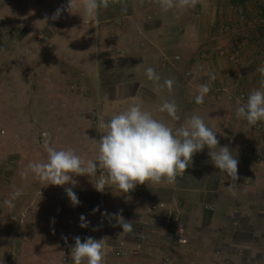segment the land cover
<instances>
[{
	"label": "crops",
	"instance_id": "obj_1",
	"mask_svg": "<svg viewBox=\"0 0 264 264\" xmlns=\"http://www.w3.org/2000/svg\"><path fill=\"white\" fill-rule=\"evenodd\" d=\"M68 2L0 0V93L5 95L0 117L8 113L15 120V125H5L6 132L20 133L15 144L32 132L79 133L88 127L91 141H86L85 135L75 141L67 134L66 143L57 147L70 148L85 160L94 159L97 147L93 139L101 135L98 117L108 121L138 99L146 110L173 127L193 114L201 116L217 132L219 146H228L237 158L239 179L230 190L232 182L214 166L205 147L173 185H137L129 193L112 186L101 193L93 186L98 175L74 176L75 186L52 185L54 191L38 180L37 197L41 193L43 201L37 205L39 215L34 210L31 214L33 232L51 235L56 225L52 221L58 220L62 238L67 237V243L64 239L49 241V247L64 254L62 262L55 264H74L69 248L74 246V237L79 236L82 242L89 236L106 237L105 221L111 224L104 264L108 258H117L112 249L122 244L131 256L117 258L121 264H181L180 259L183 264H264V122L249 125L236 117V109L264 80L258 71L264 67V58L253 59L259 57L264 43L257 31L253 38L239 27L263 17L259 9H264V0H198L194 8L167 12L156 0H109L108 8L100 9L94 19L84 15L82 0H72L71 12L67 11ZM58 8L64 9L60 17L51 19ZM181 19L188 25L183 26ZM222 50H235L238 58L229 60ZM148 67L164 76L161 84L166 78L175 79L171 94L166 89L159 94L154 91L153 82L145 75ZM208 73L215 75L214 81ZM32 81L36 86L27 94L22 86ZM206 83L211 90L203 104H197V89ZM7 87L15 88L12 96ZM164 100H175L180 121L156 111ZM55 135L51 139L57 142ZM35 157H27L26 165L39 161ZM67 187L77 195L78 206L60 204V212L54 213L55 207L42 205L57 192H63V202H69ZM104 194L107 200L103 204ZM206 205L211 212L205 210ZM121 210L125 220L133 222L131 233H122L115 218L102 215ZM68 212H75V219L72 214L66 217ZM81 215L87 228L80 227ZM171 215L179 217L185 243L173 238ZM34 241L39 248L35 256L31 246V261L36 264L43 258L48 240ZM20 243L23 249V239ZM43 259L48 264L45 256Z\"/></svg>",
	"mask_w": 264,
	"mask_h": 264
},
{
	"label": "clouds",
	"instance_id": "obj_2",
	"mask_svg": "<svg viewBox=\"0 0 264 264\" xmlns=\"http://www.w3.org/2000/svg\"><path fill=\"white\" fill-rule=\"evenodd\" d=\"M156 2L163 11L167 12L171 9L194 8L198 0H156ZM82 3L84 15L89 19L96 18L100 9H107L109 6V0H82ZM72 7L73 2L69 0L67 11L71 12ZM63 10L58 8L51 19H58ZM47 19L45 17V21ZM258 71L264 76V67H260ZM145 75L153 82L157 94L164 89L169 94L173 92L174 78H166L161 84V76L152 67L146 69ZM208 76L210 81L216 78L213 73H208ZM210 90V84H201L197 89L195 102L203 104L204 97ZM237 103L240 104L239 101ZM156 111L167 113L173 121L181 119L177 114L178 105L175 100H164L157 106ZM236 117L246 120L249 125L264 122V80L261 81L260 88L254 89L248 95L246 103L240 104L236 109ZM96 126L101 135L99 139H93L97 147L94 159L85 160L70 148L57 149L50 144L45 133L43 148L47 153L46 160L29 162L21 175L27 177L31 173L45 186L63 187L66 184L75 186L77 181L73 179L74 176L87 175L91 178L97 176L99 172L98 179L95 183L92 182L96 191L103 193L105 188L115 186L122 192L129 193L137 185L175 184L177 177L183 176L186 169L192 165L193 156L207 147L211 162L232 182L228 186L230 190L239 179L237 158L232 155L228 146H219L217 132L213 131L199 115L193 114L186 122L173 127L154 116L152 111L146 110L141 101L133 99L125 110L113 114L108 121L99 116ZM137 190L142 191L140 188ZM65 192L73 206L80 204L71 187L65 188ZM22 194V189H15L4 201V205L9 210L14 209V201ZM158 206L163 207L160 203ZM98 210V208L94 209L93 212ZM102 215L110 220L115 218L123 229L122 233L132 232L133 222L125 220L122 210L112 214L105 212ZM173 217L177 216L171 215L168 220L174 225L171 220ZM80 221V227H88L83 215ZM106 238L96 239L89 236L82 242L79 236L74 237V246L69 245L74 264H104ZM173 238L176 239L175 236ZM183 239L184 241L181 239L180 243L186 242L184 232ZM64 240L67 243V237H64Z\"/></svg>",
	"mask_w": 264,
	"mask_h": 264
},
{
	"label": "rangeland",
	"instance_id": "obj_3",
	"mask_svg": "<svg viewBox=\"0 0 264 264\" xmlns=\"http://www.w3.org/2000/svg\"><path fill=\"white\" fill-rule=\"evenodd\" d=\"M259 10H260V13L264 12V9L263 10L259 9ZM180 23L182 25L183 24L188 25L187 20L184 21L181 19ZM237 26H239V23H237ZM239 27L242 30L244 28L243 30L244 34L251 33L253 35L257 31L256 34L260 36V39H259L260 42L264 43V15L260 19L256 17L252 18L250 21H247L245 23L244 27H243V24H240ZM237 29L238 28L236 27L234 31L237 32ZM255 35H253V38H255ZM262 48H263V51L260 50V52H258L260 54L259 57L257 56L253 57L255 61L256 59L259 61L260 59L262 60L264 58V47ZM235 50L231 52L222 50L221 54L228 57L229 60H231L234 57L233 59L234 61L235 59L238 58L237 53H235ZM160 76L164 77L162 75ZM33 86H36V84L32 81L29 83L28 86L23 85L22 88H24L28 94L30 90H34ZM13 90L14 92L16 91L15 88L7 87V94L12 96ZM20 96L23 97V94L20 93ZM23 98H26V96H24ZM4 99H5V95L0 93V103ZM18 100L21 101L22 98L18 96ZM14 122L15 120L13 119V117H11V114L7 113L6 117H0V128L3 129V130H0V264H34L35 262L31 261V254H32L31 246L34 247L33 255L35 256L37 255V248H39L34 241L35 239L48 240L47 245H46L47 247L44 249V252L42 255L43 258L45 256V258L48 259L47 260L48 264H55L56 262L58 263V261L62 262V259L64 258V254L62 256L61 253H58V248H57V253H56L55 248L49 247L52 244L49 241H54L55 239H64L65 236L62 238L63 232H61V229H62V227L60 226L61 223L58 220L52 221V223L54 224L56 223V225H54L53 227L54 229L51 232V235H49L48 231L47 233H44V232L42 233L41 230H37L33 232V230L35 229L34 227L35 224L34 225L32 224L34 223L33 222L34 220L31 217V214L36 212V214L39 215V213H37L39 209L37 205L41 204L40 202H42L43 200L41 201L40 199L41 194L37 197V195L39 194L37 192H39L38 189L40 188L38 186V179L32 178L30 176V173L27 177H24L21 175V172L26 169L27 167L26 164L28 163L26 158L29 157L30 155L33 157H35L36 155L37 157L35 158L39 159V161L46 159L47 153L45 152L43 148V143L45 140V133L48 136L47 139L49 140L50 144L52 143L53 146H55L57 149L59 148L57 146H61L62 144L66 143L67 134H70L71 137L75 139V141L79 139H84L83 135H85L86 141H91L92 140L91 137L93 136L92 135L89 136L91 133L87 130L89 129L88 127H86L87 128L86 131L81 130L79 133L78 132L67 133V132H55V131L52 132L49 130H45V131H37V132L28 133V137L26 138L25 141L22 140L20 143L15 144V141H16L15 139L16 137L18 138L20 133L13 132V131L6 132L5 130V125H8V124L15 125L16 122L15 123ZM23 134L24 132L21 133V135ZM52 135H55V136L58 135L57 137L59 138V140L57 142L52 140L51 139ZM97 139H98V136H97ZM58 142H61V143H58ZM60 149H63V148H60ZM22 157H24V159ZM23 160L26 161L24 164L22 162ZM28 177L29 179L27 182L26 179ZM15 189H22L23 194L14 201L15 208L12 210H9L4 205V201L10 197L11 193H13ZM47 189H51V190L53 189L52 191L55 190L54 188H52V185L49 186ZM40 192L42 191L40 190ZM53 194L54 193H52V195ZM54 195H57V196L56 197L51 196V198L49 199L47 198V200H45V203L42 204V205H48V206L55 207L54 209L56 211L54 213L60 212L58 211V208H59L58 206H60V204L72 205L71 201L68 202L66 200L65 202H63L65 200V197H64L65 194L63 192H60V193L57 192ZM102 198H103V202L102 200L101 202L103 204L106 203V200H107L106 194H104ZM37 201L39 202L38 204L36 203ZM41 208H44V207H41ZM50 209L52 210V208ZM61 210L63 211L64 209L62 208ZM71 214H72V217L75 219V217L77 216L75 212L73 213L68 212L66 217H70ZM24 215H26V218H24ZM25 224H27V226L24 230L23 226ZM110 224H111L110 222L105 221L106 237H108L109 235L108 230L110 229ZM44 230L46 229L44 228ZM51 230L52 229L50 228V231ZM21 239H23L24 241L23 249L21 248V243H20ZM166 239H172V238L166 237ZM25 242H26V245H25ZM18 244L20 245L17 246ZM43 245H44V242H42V246ZM43 258L41 260L38 259L36 264H42V263L44 264ZM178 259L179 258L176 259V262L178 261ZM182 261L183 260L181 259L179 260L181 264H183ZM110 262H113L115 264H121L117 258H108L107 263L110 264Z\"/></svg>",
	"mask_w": 264,
	"mask_h": 264
},
{
	"label": "built area",
	"instance_id": "obj_4",
	"mask_svg": "<svg viewBox=\"0 0 264 264\" xmlns=\"http://www.w3.org/2000/svg\"><path fill=\"white\" fill-rule=\"evenodd\" d=\"M233 59L234 58H232V60ZM251 149H252V146H249V148L247 150L250 151ZM97 175H99V172L97 173ZM138 194L141 195V192H138ZM205 209L210 210V211L212 210L209 205H206L205 206ZM171 220L174 222V236L176 237L177 241L180 242L181 239L184 241V239H183V228L179 224V218L178 217H173V218H171ZM122 245H120L116 249H114V248L112 249V253L114 254V256H116V257H127V256H131V253H126L123 250Z\"/></svg>",
	"mask_w": 264,
	"mask_h": 264
},
{
	"label": "water",
	"instance_id": "obj_5",
	"mask_svg": "<svg viewBox=\"0 0 264 264\" xmlns=\"http://www.w3.org/2000/svg\"><path fill=\"white\" fill-rule=\"evenodd\" d=\"M122 232H123V229H122Z\"/></svg>",
	"mask_w": 264,
	"mask_h": 264
}]
</instances>
